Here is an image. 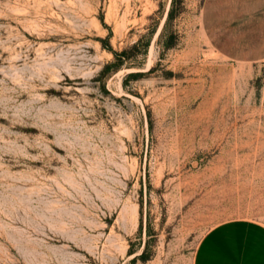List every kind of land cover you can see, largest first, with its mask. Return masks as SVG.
<instances>
[{
	"label": "rangeland",
	"instance_id": "374dc122",
	"mask_svg": "<svg viewBox=\"0 0 264 264\" xmlns=\"http://www.w3.org/2000/svg\"><path fill=\"white\" fill-rule=\"evenodd\" d=\"M172 1L0 0V264H264V0Z\"/></svg>",
	"mask_w": 264,
	"mask_h": 264
},
{
	"label": "trees",
	"instance_id": "16d2710c",
	"mask_svg": "<svg viewBox=\"0 0 264 264\" xmlns=\"http://www.w3.org/2000/svg\"><path fill=\"white\" fill-rule=\"evenodd\" d=\"M176 0L172 1V7L168 12L165 24L163 26L162 31L159 33L156 42L160 43L162 41V38L168 28V25L171 21V19L174 16V4H175ZM157 33V28H153L149 33L145 34L135 45L134 47H137L139 45L143 46L144 49V53L147 54L149 47L151 46L154 37ZM175 38L174 34H170V36L168 37V39L165 42V47L166 48H170L173 46V39ZM110 51L111 48H109ZM113 55H114V60L112 62H110L109 64H107L104 69L102 70V74H104L106 71L108 70H112V71H117L120 68H122L123 66H127L130 67V63L133 61V59H135L134 56H129V51L128 50H123L122 52H116V51H112ZM154 69L151 68L148 72H152ZM144 73L143 72H130L125 78L126 80L130 79V78H136V77H140L142 76ZM147 257V249L144 248L143 251L135 256L133 258V262L141 259V260H145Z\"/></svg>",
	"mask_w": 264,
	"mask_h": 264
}]
</instances>
